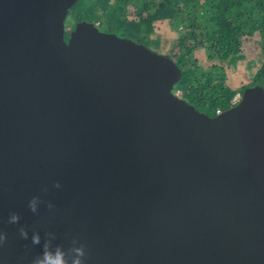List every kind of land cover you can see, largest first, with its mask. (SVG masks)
<instances>
[{"label": "water", "instance_id": "water-1", "mask_svg": "<svg viewBox=\"0 0 264 264\" xmlns=\"http://www.w3.org/2000/svg\"><path fill=\"white\" fill-rule=\"evenodd\" d=\"M76 1L0 0V264L45 240L86 264H264V87L211 117L167 55L66 27Z\"/></svg>", "mask_w": 264, "mask_h": 264}, {"label": "trees", "instance_id": "trees-1", "mask_svg": "<svg viewBox=\"0 0 264 264\" xmlns=\"http://www.w3.org/2000/svg\"><path fill=\"white\" fill-rule=\"evenodd\" d=\"M80 21L119 31L139 43L148 41L157 23L165 21L178 33L165 54L182 73L173 90L211 117L229 108L246 87H264V58L250 84L234 87L226 74L230 58L248 56L247 42L257 41L264 52V0H77L65 24L72 28ZM195 51H203V62Z\"/></svg>", "mask_w": 264, "mask_h": 264}, {"label": "rangeland", "instance_id": "rangeland-1", "mask_svg": "<svg viewBox=\"0 0 264 264\" xmlns=\"http://www.w3.org/2000/svg\"><path fill=\"white\" fill-rule=\"evenodd\" d=\"M101 31L125 37L122 36L123 34L119 31H108L107 29H102ZM177 35V31L172 30V28L165 21L159 22L155 26V33L150 36L148 41H143L142 44L154 52L166 54L172 47ZM244 48L245 51L249 53L248 56H235L230 58L226 67L228 80L234 87L250 84L254 81V75L263 64L264 52H262L257 41L247 42ZM261 52L262 54L260 55ZM195 57L201 62L205 60L203 51H195Z\"/></svg>", "mask_w": 264, "mask_h": 264}, {"label": "clouds", "instance_id": "clouds-1", "mask_svg": "<svg viewBox=\"0 0 264 264\" xmlns=\"http://www.w3.org/2000/svg\"><path fill=\"white\" fill-rule=\"evenodd\" d=\"M56 187H59L58 182ZM37 201L38 197L35 196L28 201V208L33 213L37 211ZM49 207H51V205ZM19 221L20 215L17 212H11L7 218L8 224H18ZM18 232L21 239L28 240V230L26 228L20 227ZM46 235L52 234L47 233ZM6 242L7 233L3 229H0V247H3ZM31 243L32 245L41 244V236L38 232L33 233ZM86 256V246L78 244L75 240H73L71 247H68L67 249L59 245L53 246L50 240H45L41 252L33 257L30 264H86Z\"/></svg>", "mask_w": 264, "mask_h": 264}, {"label": "built area", "instance_id": "built-area-1", "mask_svg": "<svg viewBox=\"0 0 264 264\" xmlns=\"http://www.w3.org/2000/svg\"><path fill=\"white\" fill-rule=\"evenodd\" d=\"M174 92H175V94H177L178 96H180L179 91H174ZM239 99H240V94H236V95L233 97V99H232L231 106L234 105V104H236V103L239 101ZM219 112H221V111L218 110V111L216 112V114L219 113Z\"/></svg>", "mask_w": 264, "mask_h": 264}, {"label": "flooded vegetation", "instance_id": "flooded-vegetation-1", "mask_svg": "<svg viewBox=\"0 0 264 264\" xmlns=\"http://www.w3.org/2000/svg\"><path fill=\"white\" fill-rule=\"evenodd\" d=\"M69 33V30H67V34ZM67 38H68V36H67Z\"/></svg>", "mask_w": 264, "mask_h": 264}]
</instances>
